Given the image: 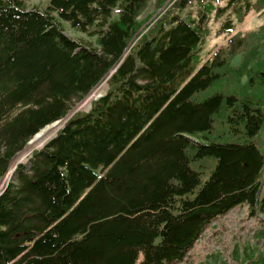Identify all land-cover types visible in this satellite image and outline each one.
I'll use <instances>...</instances> for the list:
<instances>
[{"label":"trees","instance_id":"16d2710c","mask_svg":"<svg viewBox=\"0 0 264 264\" xmlns=\"http://www.w3.org/2000/svg\"><path fill=\"white\" fill-rule=\"evenodd\" d=\"M150 1L0 0V177L66 118L0 191V264H172L217 216L264 207V53L250 65L264 25L233 33L193 71L209 14L232 8L241 23L264 0H197L195 18L181 15L190 0H169L142 17ZM102 81L89 109L67 117ZM219 125L242 141L206 142ZM207 157L212 168L190 166Z\"/></svg>","mask_w":264,"mask_h":264},{"label":"rangeland","instance_id":"374dc122","mask_svg":"<svg viewBox=\"0 0 264 264\" xmlns=\"http://www.w3.org/2000/svg\"><path fill=\"white\" fill-rule=\"evenodd\" d=\"M196 1L197 0H190L183 9L181 15H191V17L194 18L197 17V11L201 7L198 6ZM207 1L208 0H203V3ZM48 2L49 0H22V3L26 8L44 7ZM166 2L167 4L164 8L169 6V0H166ZM226 3L227 0H213L214 8L218 6L225 7ZM160 8L157 9L154 0H151L142 17L149 14L153 17L157 11L161 12L164 9L163 7ZM227 18L231 20V31H220L222 29L221 25ZM236 18L237 17L232 8H226L220 12L219 15H216L215 10L209 14L207 22L209 34L201 45L200 60L199 63L194 66L193 71H195L215 50L225 48L229 37L233 33L239 32L241 35H245L250 31H261L260 27L264 25V6L257 11L253 9L248 10L241 23H237ZM60 21L65 33L70 37L88 43L89 39L84 34L70 28L67 21ZM256 41L259 43V49L257 52L259 55L255 56L250 62L252 67H254V62L259 61V58L264 53V44L261 43V37L258 36ZM239 58L240 55H237L232 62L238 64ZM245 78V75H243L240 80H237V78L234 77L233 84L238 85L240 83V88ZM105 90L106 83L105 81H102L97 87L85 95L83 99L73 101L67 116L73 114L75 111L88 110L91 100L102 95ZM65 119L66 118H64V120ZM64 120H60L57 124L51 123L46 125L26 142L23 148L11 160L5 174L0 177V191L6 182L12 181L16 164L26 162L30 157L32 150L41 147L48 139H50L56 133L57 129L62 126ZM219 126L215 127L207 134L208 139L205 140L206 142L209 140L217 142L242 141V139H237L236 137L231 136L222 126ZM39 132L41 135H38ZM262 135L264 137V131ZM32 138L33 142L31 141ZM202 162L208 164V166L212 168L215 165L216 160L211 157L204 158L203 160H191L190 166L194 169H199V164ZM207 172L202 173V181L207 178ZM260 181L259 199L264 198V169L262 170ZM263 257L264 207H259L258 205L256 211L252 215H249L247 205L238 204L226 214L214 218L207 225L196 242H194L185 257L172 264H264V262H262Z\"/></svg>","mask_w":264,"mask_h":264},{"label":"water","instance_id":"95a60500","mask_svg":"<svg viewBox=\"0 0 264 264\" xmlns=\"http://www.w3.org/2000/svg\"><path fill=\"white\" fill-rule=\"evenodd\" d=\"M166 4H167V2H165V4H164L162 7L164 8ZM162 7H161V8H162ZM161 8H160V9H161ZM158 12H159V11H158ZM67 117H68V116H67ZM58 122H60V119L57 120V121L52 122V124H57ZM34 135H36V133H35Z\"/></svg>","mask_w":264,"mask_h":264},{"label":"bare ground","instance_id":"6f19581e","mask_svg":"<svg viewBox=\"0 0 264 264\" xmlns=\"http://www.w3.org/2000/svg\"><path fill=\"white\" fill-rule=\"evenodd\" d=\"M38 135H41V133L39 132V133H38ZM34 137H35V136H34ZM34 139H35V138H34ZM31 141L33 142V138H32V140H31ZM13 169H14V168H13Z\"/></svg>","mask_w":264,"mask_h":264}]
</instances>
